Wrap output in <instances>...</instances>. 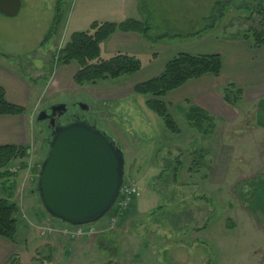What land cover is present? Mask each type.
Returning <instances> with one entry per match:
<instances>
[{
  "label": "rangeland",
  "instance_id": "rangeland-1",
  "mask_svg": "<svg viewBox=\"0 0 264 264\" xmlns=\"http://www.w3.org/2000/svg\"><path fill=\"white\" fill-rule=\"evenodd\" d=\"M112 1L21 0L18 15L0 14V60H9L31 86L39 83L43 93L33 110L27 156L1 171L9 174V194L20 209L16 239L21 248L8 264H264L263 76L257 78L262 81L241 82L245 88L240 86L244 91L236 106L217 104L215 127L208 134L186 121L190 101L167 102L180 133L168 131L148 108V97L124 87L132 75L98 82L106 89L121 82L113 86L110 100L98 99L90 87L95 84L74 85V66L60 71L53 55L74 32L89 30L93 21L126 17L107 10ZM217 1L133 0L152 26L153 48L208 54L225 41L253 44L249 29L257 15L238 8L264 6V0H220L235 8L216 21L214 30L197 34L213 24L210 17ZM132 13L128 10V17ZM57 21L56 31L44 41ZM208 38L219 44L205 42ZM252 52L248 63H262L263 68H256L259 77L264 74V49ZM112 55L104 50L102 58ZM141 63L146 68L148 58ZM143 75L145 71L135 78ZM58 103H76L81 114L85 112L79 104L89 106L87 115L108 128L124 151V185L138 193L123 208L120 200L81 234L51 216L33 193L45 153V125L37 116ZM205 129L209 132L207 123ZM8 197L0 180V199Z\"/></svg>",
  "mask_w": 264,
  "mask_h": 264
},
{
  "label": "trees",
  "instance_id": "trees-1",
  "mask_svg": "<svg viewBox=\"0 0 264 264\" xmlns=\"http://www.w3.org/2000/svg\"><path fill=\"white\" fill-rule=\"evenodd\" d=\"M231 8H235L231 2L224 4L218 0L214 5L212 16L210 17L213 24L197 34L214 30L216 28V21H221L225 17L226 12ZM238 10L249 15H257L255 25L249 29L254 42L253 44H247L249 47L251 46V49L264 48L263 4L260 3L256 6L248 4L238 8ZM58 25V21L54 23L44 41H47L56 31ZM151 30L152 26L146 19L138 20L129 18L121 22L93 21L90 24L89 30L77 31L70 36L67 43L53 55L54 63H52L55 65H68L75 62L78 65V70L73 76V81L78 86L97 84L100 81L116 80L124 76H131L141 69V61L136 56L126 53H116L108 59H103L101 46L117 32L136 33L142 35L149 41H155L151 35ZM245 40L247 42V37ZM221 72L222 58L218 53L191 54L188 52H179L166 64L162 73L152 79L137 84L134 87V92L148 97L146 100L148 108L152 109L162 119L168 131L178 134L180 133V129L169 111L168 103L163 100L164 97L169 92L182 87L191 80L201 78L207 74L218 77ZM222 92L224 101L231 106H236L243 95V91L233 82L227 83L222 88ZM24 112L25 109L22 106L9 103L6 100L5 91L0 87V115H21ZM185 116L186 121L192 124L199 132L204 134L213 132L215 118L201 108L192 105L187 110ZM206 123L210 128L209 132L205 129ZM49 139L50 136L47 137V135L42 139V148L44 147L45 149L44 157L48 150ZM28 149L29 146L23 145L0 146L1 186L7 190L9 195L8 198L0 199V237L13 243L17 242V215L20 209L17 202L13 201L9 194L11 190V187L7 186L9 184L7 181L9 174L1 171L17 158L27 156ZM201 151L203 152L204 150L201 149ZM36 189L37 184L33 191L36 192ZM65 225L71 227L67 224Z\"/></svg>",
  "mask_w": 264,
  "mask_h": 264
},
{
  "label": "crops",
  "instance_id": "crops-1",
  "mask_svg": "<svg viewBox=\"0 0 264 264\" xmlns=\"http://www.w3.org/2000/svg\"><path fill=\"white\" fill-rule=\"evenodd\" d=\"M106 7L108 8L107 10H111V12L117 11L116 13H112L114 16L115 14H118L119 17L126 16L120 17L118 20H113L115 22L125 21L129 18H137L138 20H142L143 18L140 16V4L138 6L137 2H133V0L132 2L130 0H113L107 4ZM128 10L133 12L132 14L134 15H130L132 17H128ZM204 41H212L213 43L217 42L213 38H208V40ZM152 43L156 44L155 41H149L142 35L136 33L117 32L102 44V53L105 50L106 54L108 55L126 53L136 56L140 61L142 58H148L149 65L144 68L142 64L141 69L132 75L134 78H132V80H128V84H126V82L124 83V87H127L128 85V88H132L134 91V87L137 84L152 79L162 73L166 64L176 54L179 52H188L171 51V53H168L170 50L158 49L155 47L153 48L150 46ZM222 43H220V45L214 46L215 51L208 53L214 54L215 52L221 55L222 72L220 76L215 77L213 75L207 74L201 78L191 80L182 87L169 92L163 99L166 103L172 102L174 104H178L183 101H190V106H197L207 112L209 115L213 116V114H216L217 104H221L222 102L223 104H227L223 98L222 84L233 82L238 88H245L241 83L242 81H262V79H264V74H261V76L258 77V72H256V68H258V66L263 68L261 65L262 63H248L249 58L252 56V51L263 50L264 48L250 50L248 46L244 47L242 44H239L235 41H225ZM188 53L196 54L195 52ZM234 53H236V55ZM253 55L254 58L258 59L259 55L261 54L258 53ZM161 57L166 58L160 61ZM71 66H74L71 80L73 84L76 85L73 81V76L78 70V65L75 62H72L68 65H59L58 68H61L62 70L60 71L64 72ZM142 71H145V75L140 76L138 79L135 78L137 77L135 75ZM262 76V79H257ZM119 83L121 82H118L113 86L119 87ZM31 84L32 83H30L28 78H26L24 74L17 70L9 60H0V87H2L5 91L6 100L9 103L22 106L25 109V112L21 115H0V146H29L32 143L33 110L34 107L39 103L38 101L41 98V94L43 93L42 90L39 89V83L33 86H31ZM113 86H108V88H113ZM80 87L88 86L83 85ZM90 87L95 89L92 92L96 94L98 99L110 100V98L113 96L111 95L112 88L106 89V86L103 87L97 84ZM105 130L111 135V132L108 128H105ZM14 190L13 192L15 194L16 192ZM10 193L13 194L11 190ZM19 248H21V245L18 241L13 243L3 237H0V264H8L12 254Z\"/></svg>",
  "mask_w": 264,
  "mask_h": 264
},
{
  "label": "water",
  "instance_id": "water-1",
  "mask_svg": "<svg viewBox=\"0 0 264 264\" xmlns=\"http://www.w3.org/2000/svg\"><path fill=\"white\" fill-rule=\"evenodd\" d=\"M21 0H0V14L18 15ZM89 111V106L80 104ZM67 104L41 111L37 122L49 119L52 128L48 150L41 164L37 189L45 210L71 227L100 221L119 198L125 182V155L104 129L86 121L56 125L55 115L67 112Z\"/></svg>",
  "mask_w": 264,
  "mask_h": 264
},
{
  "label": "flooded vegetation",
  "instance_id": "flooded-vegetation-1",
  "mask_svg": "<svg viewBox=\"0 0 264 264\" xmlns=\"http://www.w3.org/2000/svg\"><path fill=\"white\" fill-rule=\"evenodd\" d=\"M58 104H60V103H58ZM55 105H57V104H55ZM79 106H80V104H79ZM51 107L52 106L45 107L44 109L40 110V112L44 110L47 112V115H50L51 114ZM77 107H78V105L76 103H74L73 105L67 104L68 110L64 115H61V116L55 115V117H54L55 124L56 125H66V124L71 123L73 121H86L91 125H96L98 128L103 129L100 126V124L97 122V120L92 115H87L90 113V110L88 111L86 109H83L80 106V108L82 110H84V112H85L84 114H81L76 110ZM38 123L39 124L44 123L45 129L43 131L45 132V135H47V137H49L51 135V131H52V128L49 127L50 120L45 119L43 121H39ZM40 132H41V130H40Z\"/></svg>",
  "mask_w": 264,
  "mask_h": 264
},
{
  "label": "built area",
  "instance_id": "built-area-1",
  "mask_svg": "<svg viewBox=\"0 0 264 264\" xmlns=\"http://www.w3.org/2000/svg\"><path fill=\"white\" fill-rule=\"evenodd\" d=\"M15 171V169H13ZM137 191L135 190V188L131 187V186H126L123 185L122 189H121V193L120 196L117 200V202L115 203L114 207L118 204V202L121 200V206L123 208V206L127 205V203L131 202L137 195ZM118 217L121 216V214L117 215ZM92 225L89 226H84V227H73L72 230L74 233L77 234H81L83 230H85L88 227H91Z\"/></svg>",
  "mask_w": 264,
  "mask_h": 264
}]
</instances>
